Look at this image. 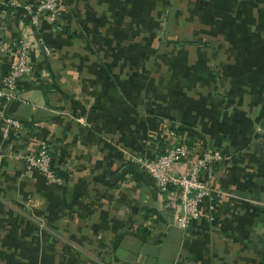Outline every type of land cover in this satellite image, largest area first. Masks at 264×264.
Instances as JSON below:
<instances>
[{
	"label": "crops",
	"instance_id": "0c3cea01",
	"mask_svg": "<svg viewBox=\"0 0 264 264\" xmlns=\"http://www.w3.org/2000/svg\"><path fill=\"white\" fill-rule=\"evenodd\" d=\"M0 37L28 39L33 67L0 99V264H264V0H64L39 26L0 0ZM6 116L30 127L3 137ZM165 128L230 155L185 229L131 160ZM42 142L60 183L24 171Z\"/></svg>",
	"mask_w": 264,
	"mask_h": 264
},
{
	"label": "built area",
	"instance_id": "2783aa9c",
	"mask_svg": "<svg viewBox=\"0 0 264 264\" xmlns=\"http://www.w3.org/2000/svg\"><path fill=\"white\" fill-rule=\"evenodd\" d=\"M10 7H21L33 26H39L44 16L56 21L63 11L64 0H38L35 4L21 3L19 0H5ZM14 50L13 59L9 62L3 86L0 88L2 105L21 98L19 81L32 72L30 61V41L21 38L8 43L0 37V52ZM47 47L44 50L47 51ZM80 121L82 119H79ZM22 123L13 117L2 118V135L8 137L12 130H19ZM175 140L156 156L149 158L144 155H134L131 160L142 166L154 180L161 193H168L169 188L175 195L178 206L176 224L187 228L191 222L200 220L203 213L202 202L214 192L212 181L216 166L230 155L219 147L196 152L191 145L174 130L165 128ZM24 161V171L29 173L39 171L50 182L60 183V178L52 166V154L48 143L42 142L36 151L20 155ZM169 205V203L167 204ZM208 209L214 210L211 203Z\"/></svg>",
	"mask_w": 264,
	"mask_h": 264
},
{
	"label": "trees",
	"instance_id": "16d2710c",
	"mask_svg": "<svg viewBox=\"0 0 264 264\" xmlns=\"http://www.w3.org/2000/svg\"><path fill=\"white\" fill-rule=\"evenodd\" d=\"M20 122L22 123L23 127H26V128H29L30 127L29 122H25V121H22V120Z\"/></svg>",
	"mask_w": 264,
	"mask_h": 264
}]
</instances>
